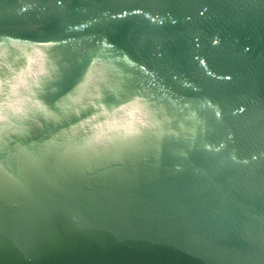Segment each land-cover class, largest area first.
<instances>
[{
  "label": "water",
  "instance_id": "1",
  "mask_svg": "<svg viewBox=\"0 0 264 264\" xmlns=\"http://www.w3.org/2000/svg\"><path fill=\"white\" fill-rule=\"evenodd\" d=\"M0 70V264H264V0H0Z\"/></svg>",
  "mask_w": 264,
  "mask_h": 264
},
{
  "label": "snow or ice",
  "instance_id": "2",
  "mask_svg": "<svg viewBox=\"0 0 264 264\" xmlns=\"http://www.w3.org/2000/svg\"><path fill=\"white\" fill-rule=\"evenodd\" d=\"M44 47L46 48L47 46ZM44 75H46V72H41L39 74L40 77ZM13 79L14 77L11 74L0 70V114H2L5 119L15 118L14 113L11 111L13 104L16 103L13 100V96L22 94L19 91L16 93L12 91L11 85ZM29 87H31V84H29ZM25 91H27V89H25ZM24 111H28V109H24Z\"/></svg>",
  "mask_w": 264,
  "mask_h": 264
}]
</instances>
